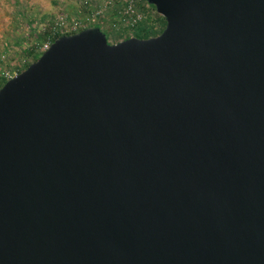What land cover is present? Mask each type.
Returning <instances> with one entry per match:
<instances>
[{
	"label": "water",
	"instance_id": "95a60500",
	"mask_svg": "<svg viewBox=\"0 0 264 264\" xmlns=\"http://www.w3.org/2000/svg\"><path fill=\"white\" fill-rule=\"evenodd\" d=\"M144 1L0 86V264H264V0Z\"/></svg>",
	"mask_w": 264,
	"mask_h": 264
},
{
	"label": "rangeland",
	"instance_id": "374dc122",
	"mask_svg": "<svg viewBox=\"0 0 264 264\" xmlns=\"http://www.w3.org/2000/svg\"><path fill=\"white\" fill-rule=\"evenodd\" d=\"M104 2L107 0H0V86L7 80L1 76L16 75L11 74L16 71L17 63L22 62L23 54L20 51L33 47L29 29L40 37L39 43H35L37 47L34 45L35 54L39 53L42 45L49 44V38L44 35L52 27H56L58 33L62 32L63 29L58 24L67 23L62 19L64 15L81 21L83 26L98 25L110 44L120 38L116 35L117 31H126L125 35L131 33V29H111L110 24L117 15L116 9L104 5ZM140 4L137 10L156 20L153 29L159 32V15L143 2ZM96 10H101V16L92 19ZM24 61L31 63V58L26 56Z\"/></svg>",
	"mask_w": 264,
	"mask_h": 264
},
{
	"label": "built area",
	"instance_id": "2783aa9c",
	"mask_svg": "<svg viewBox=\"0 0 264 264\" xmlns=\"http://www.w3.org/2000/svg\"><path fill=\"white\" fill-rule=\"evenodd\" d=\"M142 2L141 0H107V2H104V5L112 6L116 9V18L111 22L110 27L111 29H114L117 31L118 28L123 29H131L134 26H136L139 22H141L144 19V15L140 13L137 10V7L140 6L139 3ZM146 6H148L146 4ZM101 10H96L94 12L92 19H96L101 16ZM63 30L62 34L63 36L75 34L85 28H88V24L82 25L81 21L77 19H71L68 23L60 22L58 24ZM65 27V28H64ZM98 28L101 30V28L98 26ZM49 44L47 43L42 45L40 48V51L43 52ZM4 79H10L11 76L3 75L1 76Z\"/></svg>",
	"mask_w": 264,
	"mask_h": 264
},
{
	"label": "trees",
	"instance_id": "16d2710c",
	"mask_svg": "<svg viewBox=\"0 0 264 264\" xmlns=\"http://www.w3.org/2000/svg\"><path fill=\"white\" fill-rule=\"evenodd\" d=\"M144 4H147L144 0H141ZM148 5V4H147ZM151 9L154 10V8L150 5H148ZM145 18L139 22L136 26H134L133 28H131V33H128L127 35H125L124 33H126V31H117L118 33H116L117 36H120L119 39H117L115 42L116 43L118 41L130 38V37H135L138 39H145V38H149V37H153L156 36L160 33V31L163 29L164 27V20L162 17L159 16V22L157 23L160 26L159 32L155 31L153 29V23H155V21L153 19H151L148 15L144 16ZM62 19L64 21H66L67 23L70 22L71 18L64 15L62 17ZM87 26L90 27H98V25L96 26L95 24L90 25L88 24ZM29 33L31 32L30 35H32V41L35 43H39L40 41V37L39 34L35 33L34 30L29 29ZM47 30V29H46ZM122 32V33H121ZM64 34L62 33H58V31L56 30V27H52V30H49L48 32L45 33V37L49 38V44L52 43L55 39H57L60 36H63ZM124 35V36H123ZM106 37V36H105ZM107 40V39H106ZM108 42V41H107ZM31 47L30 49H24L21 50L20 53L23 54L22 57V62L17 63V68L16 71L13 72L11 75L13 74H18L20 72H22L29 64H31L32 62L36 61L37 58L40 56V54L42 53L41 51H39V53L35 54V47ZM36 46V45H35ZM37 47V46H36ZM30 57L31 58V63H26L24 61L25 57ZM4 81V80H3ZM2 84V83H1Z\"/></svg>",
	"mask_w": 264,
	"mask_h": 264
},
{
	"label": "crops",
	"instance_id": "0c3cea01",
	"mask_svg": "<svg viewBox=\"0 0 264 264\" xmlns=\"http://www.w3.org/2000/svg\"><path fill=\"white\" fill-rule=\"evenodd\" d=\"M139 5H140V3H139ZM145 18V17H144ZM124 36V35H123ZM119 39V38H118ZM117 40V39H116Z\"/></svg>",
	"mask_w": 264,
	"mask_h": 264
}]
</instances>
